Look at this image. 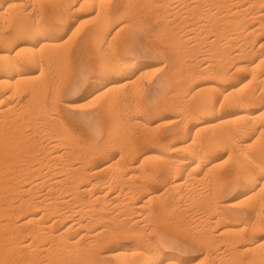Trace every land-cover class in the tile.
<instances>
[{"label":"bare ground","instance_id":"bare-ground-1","mask_svg":"<svg viewBox=\"0 0 264 264\" xmlns=\"http://www.w3.org/2000/svg\"><path fill=\"white\" fill-rule=\"evenodd\" d=\"M35 1L36 0H0V5L1 4L5 5V7H4L5 10H2L3 8H1L2 12L0 13V18H2L3 21L8 20V21H5V23H2L3 26H5L7 22L9 23V17H10V19L12 21H14V23L16 22L15 24H17L16 25L17 26V29H16L17 34L23 35V36H24V34H27L28 38L30 36L34 38V40L32 39V41L30 39H29L30 41H28V40L26 41L24 38V41L20 40L18 42L16 41V43H15L14 39H15L16 35H15V37L13 35L12 37H14V38H12L10 36L11 38H7V39L2 40V46L0 49V53L2 55V57L0 56L2 58V61L0 62V114L6 113L7 115H9L15 111L14 107L11 108L12 102L10 101V100H13L12 99L13 97H11L13 94L12 95H11V93L6 94L5 91L2 93V91H3L2 88L4 86L6 87V89L11 88V86L13 87V84H12L13 80H16L17 84H19V83L25 84L24 81L26 79L29 80V74L25 73V70L22 68L23 65H22V62L19 60L18 55L22 54L21 52H23V51H25V53L28 52L27 55L29 54L30 57L25 58L26 59L25 63L29 62V63H31L32 66L35 65L36 67H38L37 65H39V67H42L41 71H43V74H44L45 73L44 67L46 66V63L44 62V58L41 57L43 55L42 51H49L50 52L53 49L57 51L59 49V47H61L60 45L64 44V43L60 44L59 42L47 39L45 37H42L40 39V36L47 31V30L45 31V29L47 27L46 24H48V28H50L49 27L50 26L49 21H48V23L46 22V24H44L43 23L44 21L42 20V19H44V17H42V19H41V16H45V15H47V17L48 16H51V17L55 16V13H57V11H59V9H61L62 7H66V6L68 7V5L71 1H73L75 3H79L81 6H83V8L85 5L91 4V10H93L92 5L95 4L99 8V12H97V13L100 15V17H102L104 19V21H105L104 27H106V26H109L112 23H114L115 20H117L118 18H121V20H122V18L124 19L126 17L133 19V17L137 13H140L144 8H146V10L145 9L144 10L147 12L145 13V11H144V12H141V14L143 15L145 13V15H146L148 13V15H150L151 9L154 8L153 3L154 2L156 3V1H153V0H124L122 2V4H119L120 5L119 7L118 6H115L112 8L109 7L106 10H103V7L106 5L105 4L106 1L109 2L110 0H53L52 2L46 3L44 6H42V8L39 9L40 12L38 10L39 15L34 14L33 13L34 11H32V14L31 13L25 14L26 13V12L24 13L25 6L29 5L30 3H33ZM161 1L162 0H160V2ZM160 2H158V3L160 4ZM181 2H180V5L182 4V7L184 6L183 8H177V7L174 8V10L175 9H180V10L185 9V11H186V12L184 11L185 13L183 12V14H185V17L182 18V19H185V21H186L185 25L183 24V26H182L183 28L186 27V29H185L186 32H184V31L181 32V30H183V28L180 26L182 24H179V26H178L179 28H177V29L178 30L180 28H182V29H180V32L174 33L176 36L175 37L176 40H179L180 43H183L180 41V39H182V41H183L186 38L189 39L188 41H190V42H192L193 40L197 41L198 39L200 41L201 39H203L205 37L207 40L210 39V38H207V36H210L211 31L209 32L210 34H203L204 32L208 33V31H206V30L204 31V29H203L204 27H202L199 24L200 21L195 18V16H197V14L195 15L194 13H196L198 10L197 11L195 10V12L193 13L195 16L191 17V16H193V15L189 14V13H191V12H189L191 9L193 11L194 9H198L200 7H202L200 9H204V6H206V7L208 6L209 8L207 10H202L201 12H203V13H201V14L205 13L206 17H208V14H209V16L211 17V15H212L211 13H214L213 16H215V17L212 16L213 19L215 20L216 17H217L216 19H218L217 20L218 26L214 25V28L217 26V28L215 29L216 34H213L215 37H214V40L211 41V43L215 46L217 44L222 46V47H220V49L217 48L219 50H222L221 53H220V51L216 52V53L219 52L220 56H218V54L214 55L215 57L217 55L218 56L217 58H219L218 61H215L216 64H219L218 69H217V74H216V80L214 79L215 82L202 81L201 85L199 87L197 86L198 88H197V91L195 90L196 91L195 95L194 94L192 95V96L197 97L196 98L197 101L195 100L196 103L195 102H194L195 104L192 103L194 105L188 104L190 101L191 102L193 101V99L192 100L190 99L191 97L189 98L190 101L189 100L187 101L184 99L181 102H177L176 104L178 106L180 105L178 103L182 104L179 107H172V106H174V103H173V105L171 106L172 107L171 109L173 111L178 110V113L175 114L174 116H172L173 118H172V121H170V122H171L172 127H175L176 129L169 132L167 134L168 136L166 138H164V139L157 138L156 139V138H151V137H145V138L139 137V139H140L139 142L141 141V139H142V142L139 143L137 145V147H133V146H135L133 144V146L131 145L133 148L132 147L130 148L129 145H128L129 148H127V149L122 148L123 152L122 153L120 152L121 155H120V158H118L119 162H121V160H123L124 158H129V157L131 158V156H133L132 158H134L135 154L140 155L141 159L140 160L138 159V163H139L138 166H134L133 165L134 162L131 159H127V161L128 160L132 161L133 162L132 164L130 163V161L128 163H126L127 161H125L126 160L125 159V160H123V161H125V163L123 164V161H122V165L120 164L121 165L120 167L118 166L119 163L117 162L118 163L117 166L119 167V168H117V170L118 169L119 170L118 171L116 170V171L119 174V178L121 179L122 182L130 183V184H129L128 189L122 188V189H120L121 190L120 191L118 189V187H119L118 184L120 181L118 180V184H117L116 183L117 179H116V182L114 184H116V186H118V187H115V188L118 189L120 191V193H118V195H115L116 193L113 194V195H115V197L114 198L111 197L110 200H109V197L111 195L109 196V193H110V190L112 188V184L115 181L114 178L112 177L111 179L108 180L107 179L108 177H106L105 181H102V182L99 181V182H96L93 184L88 183L89 179L87 180V178L89 177L90 174L88 175L87 174L88 172L86 173L84 171L88 167L85 165L86 168L84 167L85 169H83V165L87 161L86 162L82 161V163H80V164H82V166L80 167V165L77 164V162H74L75 159L73 158L74 159L73 162L76 163L75 165L76 166L79 165L78 167H74L72 164L62 163V162L67 161L69 159L67 158V160L65 159L64 161L61 160V158L64 157V156H62V153H61L60 155L56 154V157L54 159H52V161L56 160L55 162L61 160L60 164L51 161V163L53 165H51V163L49 162L51 166L47 163L49 166L46 165L47 166L46 167L45 162H48V161H45V159L41 161L40 159L47 157L48 156L47 153H45V154H47V156L44 155L45 157H43V158L42 157L38 158L37 157L38 154H36V153L31 155L32 157H34V155H36V158H38L41 161V162H39L40 163L39 167L36 168V165H38V164L37 163L34 164L35 167L34 166L29 167L28 171L23 170V172L25 171L26 173L20 174V176L18 178H20V180H21V178H23V177H26V176L29 177L30 175L33 176V175L37 174L38 172L41 173V170L44 169V166L46 168H50L48 170L52 169L51 171H54V173H51V171H50L51 174L46 172V173H44V175L47 174V176L46 175L45 176L48 177V174H49V176H51V177L46 178V177H43L39 173L40 177L42 176L41 180H39V181L43 182V185H44V183L47 182V184H49L53 188L55 187L57 189L56 190L57 193L59 192L60 198L54 197L51 201L49 199H41L39 201L37 200L38 202H36V203L30 202V200L27 201L24 199V201L23 200L20 201L18 199L20 201V203L18 204V206L15 207V206H13V204H11V201L9 203L8 202L6 203L3 200V199H5L4 197L7 196V195L3 196V191H6L5 188L6 189L8 188V190H9V188L12 187V186H10L11 184L8 185L10 187L7 186V184H9V183L5 184L4 185V186H6L5 188H3L4 187L3 185H0V264H194L193 259H189V258L185 259V257L184 258L181 257L180 255L175 253V251L174 252L170 251V249H172V247H171V244H169L170 239L168 240V238L165 236L166 234L164 235V231L166 230V229H164V227L162 229L163 231H159V232H162V235H159V233H157L156 235L154 234L155 236L159 235V236H157L158 238L157 237L155 238V236H154V238H155L154 240H152V238H151L152 236L149 238L147 235V231H151V233H152L151 235H153V233L157 232L160 229L159 226H162V223L165 220L169 221L168 219L171 218L169 216L172 214H175L173 212L176 211V208H178V207L180 208L182 206V204L179 202V200H184L185 204L188 202L189 203H195V202L203 203V206H201V208H199V210L197 212L194 211L193 209H191V210H193L191 212H196V213H198L199 216L203 217V215H204V217L208 216L210 218L209 220H207L208 217H205V218H207L205 226L210 224L211 226L216 227V228H213V230L214 229H216V230H214V233H212L213 231L211 232L212 233L211 236H212V239H214L213 241L215 243L218 242L217 245L221 243L224 246V244H225V246L227 248L229 247V249H230L231 248L230 246H233L235 244L240 245L238 243L242 242L243 243V251L242 252H244L245 254L246 253L247 254L252 253L251 255L254 257L253 258L252 256H250L253 258V260L249 257V259H251V260L248 261V263H250L251 261H257L258 264H264V243H263L264 241L260 244V243H258V241L255 242V239H252L253 237L252 238L250 237V235H252V232L256 226V224H254V222H253L254 221V215L251 216L248 220L246 218L242 219L241 216L237 215L236 212L234 213L235 210H233V208H235L238 204L240 205V203L236 204V206H235V204L230 203L227 200L228 198L226 199V197L224 196L225 193H227V191H229L228 190L229 184L231 182H236L237 184L235 183V186L239 187L238 190L243 188V192L240 194V196H238L237 199H244L245 198L244 201H246V202L247 201L252 202L254 200L255 201L258 200L257 203L259 201L261 203H263V201H264V181H261V177L264 176V51L261 48L253 47L254 43L251 41V39H253V37L257 33H258L257 35H259V32L262 29L264 30V0H181ZM167 3H171V1H168ZM175 3L176 2L174 1V4ZM156 4H154V5L158 8V5H156ZM161 4H162V2H161ZM205 4H207V5H205ZM166 5L165 6L162 5V6H164L163 9H165V10H166ZM175 5L179 6V4H175ZM175 5H173V6L175 7ZM255 7H257V10L260 9L261 13H259V10L255 11V13H254L253 9ZM71 8H73V7H71ZM86 8H90V6L87 5ZM154 9H156V8H154ZM154 9H153V12H155ZM81 10H83V9H81ZM156 10H157L156 11V14H157V12L161 9L158 8ZM165 10H164V12H165ZM169 10H170V8H169ZM14 12L16 14L12 15L11 13H14ZM73 12H75V10ZM69 13H70V11H69ZM174 13H176V12H174ZM174 13L170 14V18H171V15ZM98 14H97V16H98ZM152 14H151L152 16H154V15L156 16L155 13H152ZM158 14L162 15V12L158 13ZM177 14H178V12L176 13V15ZM199 14H200V10H199ZM163 15H164V13H163ZM179 15H178L177 19L179 18ZM155 16H154V19H155ZM199 16H201V15H199ZM180 17H182V16H180ZM203 17L205 19V16H203ZM6 18H8V19H6ZM156 18H159V17L157 16ZM159 20H161V18ZM178 20H180V22H181V18H179ZM205 20H207V19H205ZM211 20H212V18H211ZM134 21H138V19L135 18ZM154 21H156V20H154ZM162 21H164V20L162 19ZM169 21H171V20H169ZM174 21H176V20H174ZM182 21H184V20H182ZM196 21H198L199 23L196 24ZM251 21H254V23L256 22L257 25L256 24H255L256 26L252 25L254 23L251 24ZM165 22L168 23L167 19H165ZM210 22H213V20ZM204 23L201 22V24H204ZM206 23H208V22H206ZM54 24H55V26L57 25L56 23H54ZM51 25H52V23H51ZM8 26L9 25H7V28H8ZM79 27H81V25H79ZM97 27L95 28V30L93 29L94 31L93 30L91 31V32H93L92 34L90 33V35H92V38H94V39H97L101 35V31L103 30L102 27H99V26H97ZM12 29H13V27H12ZM59 29H60V27H59ZM76 29H78V28H76ZM201 29H203L204 32H202ZM263 30H262V32H264ZM213 31H214V29H213ZM0 32H1V30H0ZM4 32H6V31L4 30ZM12 32H13V30H12ZM16 33H13V34H16ZM56 34H57V32H56ZM116 34H119V32H116ZM166 34H167V32H166ZM174 34H173V36H174ZM47 35H49V34H47ZM53 36H56V35H53ZM57 36H59V35H57ZM117 36H119V35H117ZM170 36L172 37V35H170ZM201 36H203V37L201 38ZM19 37H21V36H19ZM156 37H157V35H156ZM164 37H165V39H164ZM164 37H162V38L165 41L166 36H164ZM103 38H104V36H103ZM162 38H160V39H162ZM163 39H162V41H163ZM167 39H169V37ZM187 39L184 41H187ZM190 39L191 40L193 39V40L191 41ZM207 40L202 41L203 45H204V41H205V44L207 43ZM0 41H1V39H0ZM39 41H42V43L39 46H37V43ZM170 41L171 40H168L167 43ZM196 41H193V42H196ZM214 41L215 42L217 41V44H215ZM100 43H101V40H100ZM251 43L253 44V46L251 45ZM92 44H94V43L92 42ZM189 44L191 45V43H189ZM194 44L190 46V47H192V50H191V48L187 49V48H189L188 44H187V48H185L186 47L185 46L183 49V51L185 49L188 50V51H186L188 53L187 57H190V58H187V60L188 59L190 60L192 57L189 55H191V54L194 55V52H193V50H195V48H193ZM200 44L202 45V43H200ZM212 44H210V45L206 44V45H209L211 47ZM14 45H17V47L20 48L21 52L19 53L17 51L19 54L16 55L17 53H15L13 56V46ZM95 45H97V44H95ZM218 45H217V47H219ZM215 46H212V47H214V50L216 49ZM93 47L95 49V46H93ZM170 47L172 48V44L170 45ZM173 47H174V49H176V48L179 49V47H175V46H173ZM197 47H199V46H197ZM201 48H203V47H201ZM204 48H205V46H204ZM231 48H233V50H230V52H228L227 49H231ZM62 49H63V47H62ZM62 49L60 48L61 51H62ZM181 49L182 48L180 46V50ZM205 49L206 50H204V51H206V52L210 51V49L208 50V48H205ZM117 50H119V49L117 48ZM214 50H213V53L215 52ZM113 51H115V50L113 49ZM177 51H178V54L183 52V51L179 52V50H177ZM204 51L203 52L199 51L200 52L199 55L204 53ZM211 51H212V49H211ZM58 52L60 53L59 50H58ZM197 52H198V50L196 51V53ZM59 53L56 52L54 54L59 55ZM109 53H111V51L108 52V55H110ZM39 54L41 56H39ZM60 54H62V53H60ZM207 54L209 55V53H206V55ZM27 55H26V57H28ZM48 55H50V54H48ZM62 55H64V54H62ZM62 55H60V56H62ZM197 55H198V53L195 56L197 57ZM38 56L41 58H39ZM44 56H46V55H43V57ZM66 56L67 55H65L64 57H66ZM183 56H184V54H182V58H183ZM202 56H204L203 59H202V57L200 58V59H202V61L196 59L198 62L199 61L202 62V65H200L201 67L196 69V70L194 69L196 62H194V65L192 63V65H193L192 66L191 62H190L192 59L190 61L189 60L187 61V63L190 62V64H188V66L193 67L194 70H187L186 71L187 72L186 73V83L196 82L203 77L211 75V72L213 71L212 67L216 66V64L215 63L212 64V61L210 58H208V56L207 57H205V55H202ZM64 57H63V59L65 60L67 57L66 58H64ZM215 57H213V58H215ZM59 58H61V57H59ZM192 58H194V57H192ZM198 58H199V56H198ZM63 59H62V61H63ZM57 60H59V59L57 58ZM110 60H115V62H116L115 66L119 69V71L111 72V73H115V75L125 73V72L127 74L129 71L134 72L141 67L140 61L133 60L131 62L127 61V63H125V61L122 58L118 57L117 55L112 57L111 59H109L107 61H110ZM107 61H105V62H107ZM179 61H177L181 64L179 68H182L181 66H183V65L187 66V63L184 64V62H181L182 60H179ZM213 62H214V60H213ZM51 63L55 64V62H51ZM57 63H58V61H57ZM228 64L234 65V66L230 65L232 68L235 67L234 73L235 72L239 73L240 71H242V73L246 72L247 75L244 76L240 80V82L232 83L231 87H227V89H226L225 87L221 86L220 84L228 82L229 79L232 80L234 78L233 75L236 74V73L235 74L232 73V75H230V76L227 75V73L230 70V67L228 66ZM51 65H48V67ZM58 65L60 66V63H58ZM101 65H102V63H101ZM172 65H174V64H172ZM198 65H199V63H198ZM198 65H196V66H198ZM226 65H227V67H229L228 68L229 70L227 69L228 72L225 70L227 73L224 72V70H223V69H225ZM188 66L187 67L183 66V68L187 69V68H189ZM164 67H166V66H164ZM169 67H171V66H169ZM169 67H168V71H169ZM174 67H175V65H174ZM174 67H172V68H174ZM219 67L222 68V70H219L220 69ZM215 68H217V67H215ZM211 69H212V71H211ZM27 72H29V71L27 70ZM107 73H109V72H107ZM111 73H110V75H112ZM143 73H142V75H143ZM242 73H241V75H242ZM171 76H173V75H171ZM99 77H101V76H99ZM137 79H139V78H137ZM135 81H136V79H135ZM112 82L113 83H112L111 87L106 88V90L103 92L96 93V95H95L96 98L97 97L101 98V97L105 96L107 93H109L110 91L113 92L114 94H116L117 91L114 92V90H113L115 88H116V90H119L115 85L116 80H113ZM137 82H138V80H137ZM183 82H179V83H182V85H181L182 87H184ZM134 83H136V82H133V85H134ZM17 84H16V86H17ZM131 84H132V82H131ZM196 84H200V83H195V86H196ZM23 86H25V85H23ZM29 86H27V88H29ZM179 86H180V84L177 85V88L180 89L181 86L180 87ZM188 86L186 88L187 91L189 89ZM32 87L30 86V90H29V92H31V94H32L31 95L32 98L38 94L39 88L41 90L43 89L40 86H37L38 88L36 90ZM189 87L193 88V86H189ZM6 89H4V90H6ZM95 89H96V86L93 87L92 93L95 92ZM159 89H161L160 86H159ZM184 89L182 88V91L181 90H179V91L183 92ZM194 89H196V88H194ZM176 91L178 92V90H176ZM185 91H184V94H186ZM40 92H44V91H40ZM215 92H218L217 95H219V96H217V97L213 96V94ZM92 93L91 94L88 93L90 95V97L91 96L93 97ZM113 93H111L110 96L113 95ZM39 94H41V93H39ZM188 95L189 94L187 93L186 96L188 97ZM31 96H30V98H31ZM113 96L116 97V95H113ZM182 96H185V95H182ZM118 97H120V96H118ZM30 98H28V99L30 100ZM96 98H94V99H96ZM100 98H98L96 100H100ZM192 98H194V97H192ZM40 99H38V100H40ZM38 100H37V104H38ZM44 100H43V103H44ZM116 100H117V98L115 99L112 97L109 100V104L113 105ZM122 100H123V98H120V100L118 102H120ZM32 101H34V100H32ZM40 101H39V103H40ZM224 102H225V104L227 102L228 104H231L233 107H235L236 108L235 111H233L231 113L229 112L230 113L229 116H226L223 118H218L216 120L211 121V120H208L209 118L205 119V122L203 121L204 123H203V127H202V130L205 131V134H203V136H201V137H199L196 134L192 140L187 139L188 137H186V136H187V132H188L187 129L188 128H185L186 125H188V123H190L192 121H198V123H199L198 119L199 118L201 119V117H203L204 115H208V117H209L214 112L216 105H218V103L222 104ZM43 103L41 105H43ZM45 103H46V101H45ZM120 103H123V102H120ZM115 104H117V103H115ZM170 104H172V103H170ZM20 105H19V107H20ZM111 105H110V107H112ZM177 105H175V106H177ZM25 106H27V104ZM37 106L38 105H36V107H35L33 105V107H35V108H37ZM187 106H189V107L187 108ZM40 107H38V108L42 109V107H44V106H42L41 108ZM45 107L47 108V106H45ZM66 107L68 108L69 106L66 105ZM222 107H225V106L221 105V108ZM70 108H71V106H70ZM141 108L139 111L137 110L138 108L136 109L137 110L136 112H138L137 119L140 120V122H139L140 124L142 123L141 120H146V117H147V114L144 112V109H141ZM165 108L166 107H164L163 110ZM167 108H169V106ZM217 109H219V108H217ZM28 110H29V107H28ZM165 110H167V109H165ZM33 111H35V110H33ZM33 111H31V112L33 113ZM134 111H135V109H134ZM221 111H222V109H221ZM24 112H26V111H24ZM39 112L40 111H38L37 114ZM153 112L159 113L160 110L158 108L152 109L151 113L154 114ZM18 113H19V111H18ZM42 114H43V112H42ZM20 115H22V114H20ZM149 115H148V117H149ZM9 116H5V117L8 118ZM30 116H31V114H30ZM135 116H137V114ZM24 117H25V115H24ZM32 117H33V115H32ZM17 118H19V117H17ZM60 118H61V115H60ZM54 119H56V118H54ZM0 120H1V116H0ZM13 120H14V118H13ZM1 121H0L1 123H3V122L5 123V124H3L4 127H6L8 125H11V126L13 125V124H10V122L8 125H6L5 121H3V120H1ZM60 121H62V120H60ZM147 122H150V121H147ZM20 123L21 122H19L18 125H20ZM60 123L62 124V122H59V124ZM25 124H26V122H25ZM135 124H134V127H135ZM21 125H22V123H21ZM53 125H55V124H53ZM53 125H52V127H53ZM62 125H64V124H62ZM3 126H0V180L2 179V177H5V175H7L8 173L11 172V169L14 166L13 163H15L14 158L16 157V160L19 159L18 161H20V159H21V158H18L16 156L17 154L19 155L21 153L19 151L20 149L18 150L19 152H16V150L20 147L19 146H18V148L14 147L13 146L14 143L13 144L11 143L12 139L14 138L13 130L17 129V127L14 128V126L13 127L9 126V127H6L7 128L6 129ZM142 126H144V125H142ZM145 126H146V124H145ZM50 127H51V125H50ZM122 127L120 126L121 129H122ZM139 127H140V125H139ZM187 127H189V126H187ZM20 128H23V127L20 126ZM20 128H18L17 130L19 131ZM37 129H39V128L37 127ZM37 129H35V130H37ZM53 129L54 128H52L51 130H53ZM24 130L25 129H22L21 131H24ZM51 130L48 132L50 133ZM125 130H126V127H125ZM195 130L197 131V129H195ZM202 130H198V131H202ZM16 131H15V133H16ZM57 131H58V129H57ZM155 132L157 134L156 130H155ZM35 133H36V131H35ZM49 133H47V135ZM59 133H64V132L59 131ZM112 133H113V131H112ZM197 133H200V132H197ZM53 134H54V132L52 133V135L50 134L51 137L50 136H48V137L52 139V140L50 139L51 141L50 140L49 141L51 142V147L54 148L53 150L56 151L55 149H57L58 146L61 147L60 145L63 144L62 140L60 141L59 138H64V137H63V134H60L62 136H58V133H55L56 136L53 137ZM65 134L68 135L67 132ZM116 134H118V133H116ZM121 134L123 135L122 132H121ZM148 134H149V132H148ZM153 134L155 135V133H153ZM42 135H44V134H42ZM42 135L39 134V136H42ZM111 135L112 134L110 132V136ZM144 135L146 136V132ZM21 136H23V135L21 134ZM71 136H74V135L72 134ZM48 137L46 136L45 138H48ZM57 137H59V138H57ZM66 137H68L70 139L69 135ZM16 138H17V136H16ZM16 138L13 139L14 142H15ZM74 138L76 139L77 137L74 136ZM20 139L17 138L16 142ZM40 139H43V137L42 138L40 137ZM71 139H72V137H71ZM77 139H76V143H74L75 145H79L81 142V140H80V142H77L78 141ZM117 139H118V137H117ZM134 139L135 138L133 137V140ZM23 140H25V139H23ZM66 140H68V139H66ZM233 141H235L234 145L236 147L234 146V148H235L236 152L234 150L233 151L236 154L233 153V155H230V156H231V158L232 157L234 158L235 157L234 155H236V157L233 159V161L235 160V167L233 168V171L231 170L232 172L230 174H227V175L218 174L216 172V162L217 161L215 162V160H214V158H215L214 154H216L215 151L218 148L223 149V146L225 143L229 144V142L233 143ZM16 142H15V144H16ZM22 142H24V141H22ZM44 142H46V141H44ZM60 142H62V143H60ZM68 142H69V140H68ZM73 142H74V140H73ZM73 142H71V143H73ZM114 142H113V144L116 145ZM26 143H29V141L27 142L25 140V144ZM65 143H67V141ZM25 144H23V145H25ZM83 144H84V142H83ZM125 144H124V146H126ZM257 144H259V147H260V144H262L263 146H261L262 148L260 150L253 152V151H255V150H253V148ZM23 145L21 146L22 148H23ZM63 145H62V147H64ZM12 146H13V148H17V149H15V151H14L12 149ZM47 146L49 148V144ZM83 146H81V147H83ZM122 146H123V144H122ZM143 146H145L147 148L143 149ZM221 146H222V148H221ZM32 149L34 150L35 148H32ZM50 149H52V148H50ZM58 149H60V148H58ZM70 149H72L71 144H70ZM75 149H77V148H75ZM96 149H98V148H96ZM102 149H101V151H102ZM61 150H62V148H61ZM70 151H72V150H70ZM88 151H90V150H88ZM99 151L100 150H98V152ZM220 151H218V152H220ZM102 152L103 153L100 152L101 157L103 156V154L106 151H102ZM230 152H232V151H230ZM42 153H44V151ZM68 153H70V152L68 151ZM68 153H66V154H68ZM82 153L79 155H82ZM30 154H32V153L30 152ZM49 154H54V153L49 152ZM71 154L75 158L77 156L78 158H76V159H79V161L83 160L82 158L84 156L82 155L81 156L82 158L80 159V157L78 156L76 151L72 152ZM230 154H232V153H230ZM26 155H27V153L25 154V156ZM217 155H218V153H217ZM97 156H99L98 153H97ZM97 156L95 155V157L94 156H92V157L96 158ZM104 156H106V154H104ZM87 157H84L85 158L84 160H91L92 161V159H91L92 157L91 158L88 157V159H87ZM101 157L99 156V158H101ZM36 158H33V159L35 160ZM94 158H93V160H94ZM137 158H138V156H137ZM217 158H218V156H217ZM33 159H32V162H35L38 160L37 159L34 161ZM46 159L48 160V158H46ZM73 159H71V160H73ZM96 159H98V158H96ZM230 159H228V160H230ZM23 160H24V158H23ZM25 160H27V158ZM25 160H24V162H25ZM76 161H78V160H76ZM91 161H88L87 165L90 164ZM32 162L31 163L27 162L29 164L26 163L27 164L26 166L28 167V166L32 165ZM43 162L45 163L44 166H43ZM71 162L72 161H70V163ZM116 164L113 167H115ZM218 166H220V164ZM110 168L111 167H109V169ZM18 169H17V172H18ZM22 169H21V171H22ZM48 170H46V171H48ZM102 170H104V169H102ZM102 170L97 168L94 171V174H98ZM112 170H114V169H112ZM14 171L15 170H13V172ZM57 171H60L62 173L66 172V175L63 177L62 176L60 177V174L57 173ZM116 171H115V173L117 174ZM156 172H160L163 175L162 180H165L166 184L162 190L156 189L154 187H149V185L147 184L148 182L146 180H148L151 175L152 176H153V174L156 175L157 174ZM15 174H13V175H15ZM39 174L37 175L38 176L37 179L39 178ZM249 175L254 176L255 179L254 180L245 179V180H243V183H241L240 178L241 177H247ZM138 176L141 177V180L138 179V181H140L139 183L134 181L135 178ZM157 176H158V174H157ZM8 177H10V176H8ZM34 177L36 178V176H34ZM154 177H156V176H154ZM171 177H173V180ZM26 178H23L24 180H22V181L24 182ZM170 178H171V181L169 180ZM10 179H12V178H9V180ZM14 179H16V176ZM7 180H8V178H7ZM144 180L146 182H144ZM167 180H169V181H167ZM230 180H232V181H230ZM22 181H18V182H22ZM86 181H87V184L86 183L84 184V182H86ZM96 181H98V180H96ZM41 182H35V183H33L34 185L33 186L31 185V186L38 188V186L40 185ZM159 182H161V181H159ZM163 182H161V185L164 184ZM15 184H16V182H15ZM15 184H12V185H15ZM81 184H83V186ZM97 185H100L101 188H99L100 191L98 190L99 192L96 193V191L94 192L93 190ZM120 185H123V183H120ZM205 185H212L213 188L209 191H204L202 189H203V187H204V189L207 187ZM201 186H203L202 189H199V187H201ZM13 188H15V187H13ZM43 188L45 189V188H47V186H45ZM116 189H115V191H117ZM21 190L23 191V189H21ZM112 190L114 191V188H112ZM29 191H30V189H29ZM36 191H38V190L36 189ZM48 191L50 192V190H48ZM11 192H12V190H11ZM14 192H12V193H14ZM24 192H25V190H24ZM30 192H28V193L26 192V194H29ZM34 193H35V190H34ZM65 194L67 195L66 197L64 196ZM139 194H143V195L145 194L142 203L141 204L133 203V204L129 205L128 203L132 202L133 199ZM167 194H169V195L173 194V199L178 201L181 206L179 205L177 207L176 203H173L174 205H169L168 201H167L168 198H166L167 196H165ZM12 195L14 196V194H12ZM21 195H22V193H21ZM40 195L38 197H40ZM164 196H165V199H164ZM31 197H37V196L32 195ZM51 197H52V195H51ZM37 198H35V199H37ZM27 199H31V198H27ZM13 200H15V199H13ZM33 200L34 199H32V201ZM163 200L164 201L166 200L167 203L165 204ZM95 202L100 203V206L96 207L97 203L95 205H93ZM108 202H110V204ZM107 203L109 205L114 203V204H116L115 205L116 207H121L120 211L123 214H120L119 212L117 213V214H120L118 216L116 214L115 215L107 214V209H106ZM153 203H156L155 205H157V206L153 207ZM248 203L247 204L245 203V204L248 205ZM174 206H175V208H174ZM43 207H45V208H43ZM171 207H172V209H171ZM40 208H41V211H40ZM42 208L44 210H42ZM246 208H248V207H246ZM182 210L183 209H181V211ZM259 210H261L260 212L262 213V215L264 217V214H263L264 211H262V209H259ZM250 211L252 212L251 214H254L256 211V207L252 205L250 207ZM260 212L258 211L257 217L260 216L259 215V214H261ZM48 213H55L56 216H55V214H52V216L48 215ZM184 213H187V210ZM46 214L48 215L49 220L52 217V219L50 221L49 220L47 221L46 220L47 218L44 217V216H47ZM53 215H54V217H53ZM192 215H193V213H192ZM262 215L260 217H262ZM175 216H176V214H175ZM180 216H181V213H180ZM243 216H245V215H243ZM85 217H86V219H85ZM166 217H169V218H166ZM202 217H201V219H202ZM177 218H179L178 215H177ZM5 219H6V221H4ZM43 219H45L44 220L45 222L43 221ZM172 219H174V218H172ZM260 220L262 221L263 219H260ZM260 220H258V224L261 223L260 224V226H261L262 222ZM167 221H165V223ZM204 221H205V219H204ZM208 221H210L209 224H207ZM61 222L65 226L63 229H60V227L63 225V224H61ZM56 223L57 224L59 223L60 227L59 228L56 227L57 229L56 228L54 229V227L57 226V225H55ZM200 223L203 224L204 222L200 221L199 224ZM255 223H257V222H255ZM209 228H207V229H209ZM217 228L219 230H217ZM258 228H259V225L255 229L257 230ZM216 231H218V232H216ZM255 231L253 232L254 234H255ZM211 236H209V238ZM125 237H128V238L131 237L130 239H133L134 242L133 243L131 242V244L125 243L124 242L125 240H122V238L126 239ZM126 240H128V239H126ZM44 241L50 242V243L49 244L48 243L43 244ZM122 241L125 244H123ZM206 241L204 240V242H206ZM211 243L212 242H209L207 244H211ZM168 244L170 245L171 248H167ZM205 244L206 243H203V245H205ZM212 244H214V243H212ZM221 244L218 245V247L219 246L221 247L222 246ZM172 245H173V243H172ZM217 245L215 244V246H217ZM237 245L235 247H239ZM198 246L201 247L200 245H198ZM212 246H214V245H212ZM226 247H223V248L225 250H228V249H226ZM207 248H208V246H207ZM210 248H211V246H210ZM221 248H220V250H221ZM223 248H222V250H223ZM21 249L22 250L26 249L28 252L25 251L27 253H21ZM98 249H100L102 252H97ZM233 249H234V247H233ZM258 249H262L263 251L261 252ZM232 250H230V255H225V253H222L223 251L222 252L220 251L219 252L220 254L217 253L218 254L217 257H219V259L215 256L216 260L217 259L221 260V261L224 260V263H226V264H242L241 263L242 261L241 262L236 261V257L234 254H232ZM257 250L259 252H261V254H258ZM238 251L241 252L240 250H238ZM234 252H237V251L235 250ZM239 252H238V254H240ZM244 253H242V254H244ZM211 254L213 255V253H211ZM227 254H228V252H227ZM255 254H257V255L255 256ZM213 260H214V258H213ZM217 262L219 263V261H217ZM255 263L256 262H254V264ZM220 264H223V263L220 262ZM244 264H245V262H244ZM246 264H247V262H246Z\"/></svg>","mask_w":264,"mask_h":264},{"label":"rangeland","instance_id":"rangeland-1","mask_svg":"<svg viewBox=\"0 0 264 264\" xmlns=\"http://www.w3.org/2000/svg\"><path fill=\"white\" fill-rule=\"evenodd\" d=\"M53 0H36L35 2H33V3H30L29 5H26L25 6V9H24V13L25 14H27V13H31L32 14V11H34L33 13L34 14H38L39 15V12H40V10L39 9H41L42 8V6H44L46 3H50V2H52ZM124 0H110L109 2H107L106 1V5L103 7V10H106L107 8H112V7H115V6H120L119 4H122V2H123ZM153 1H156V3L154 2L153 3V6H154V8H156V9H161V10H159L158 12H157V14H156V9H154V8H152L151 9V14L152 13H155L156 14V16H155V19H154V16H152L151 14L150 15H148V13L145 15V13L147 12V11H145L146 10V8H144L141 12H144L145 11V13L142 15L141 14V12L140 13H137L134 17H133V19H130V18H128V17H126V18H122V20H121V18H118L117 20H115V22L114 23H112L111 25H109V26H106V27H104V19L102 18V17H100V15L97 13V12H99V8H98V6L97 5H92L93 7H92V9L93 10H91V4L89 5V4H87L88 6H90V8H86V6L87 5H85L84 6V8H83V6H81L79 3H75V2H73V1H71L70 3H69V5H68V7L66 8V7H62L61 9H59V11H57V13H55V16H48L47 17V15H45V16H41V19H42V17H44V19H42L44 22V24H46V22L48 23V21H49V27L50 28H48V24H46L47 25V27H46V29H45V33L44 34H42L41 36H40V39L42 38V37H45V38H47V39H50V40H53V41H56V42H59L60 44L61 43H64V44H61L60 46L61 47H59V51H60V53H62V54H64V55H62V54H60L59 52H58V50L56 51V50H52V51H42L43 52V55H46V56H44L43 57V55L41 56L40 54H39V56H41L42 58H44V62L46 63V66L44 67V69H45V73L43 74V71H41V69H42V67H39V65H37L38 67H36L35 65L34 66H32L31 65V63H25V61H26V59L25 58H29L30 56H29V54L27 55V53L28 52H26L25 53V51H23V52H21L20 51V48L19 47H17V45H14L13 46V56H14V54L15 53H17L16 55H18L20 52L22 53V54H19L18 56H19V60L22 62V68L25 70V73H27V74H29V80L28 79H26L25 81H24V83L25 84H17L16 83V80H13L12 81V84H13V87L11 86V88H9V89H6V87L4 86L3 88H2V93L5 91V93L7 94V93H11V97H13L12 99L13 100H10L11 102H12V104H11V108L12 107H14V109H15V111L17 112H13L12 114H9V115H7L6 113H4V114H0V116H1V120H3V121H5L6 122V125H8L9 124V122H10V124H13L12 126L11 125H8V126H6V127H9V126H11V127H13L14 126V128L15 127H17V129L18 128H20V126L21 127H23V128H20L19 129V131L17 130V129H15V130H13V133H14V138L13 139H15L16 138V136H17V138L18 139H20V140H18L17 142H16V140H17V138H16V140H15V142H16V144H15V142H14V140L12 139V144H13V146L14 147H17L18 148V146L20 147V148H13V146H12V149L15 151V149H17L16 150V152H21L19 155L17 154L16 156L18 157V158H21L20 159V161H18L19 159H17L16 160V157L14 158V162L15 163H13L14 164V166L12 167V169H11V172L10 173H8L7 175H5V177H2V179L0 180V185H5V184H7V183H9V184H7V186L8 185H10V186H12V187H10V186H8V187H10L9 188V190H8V188L6 189L5 187L6 186H2L3 188H5V190L6 191H3V196H6V197H4L5 199H3L6 203L8 202H10L11 201V204H13V206H18V204L20 203V201H24V199L25 200H27V201H29L30 200V202H33V203H36V202H38L39 200H41V199H49L50 201L54 198V197H56V198H58L59 197V192L57 193V189L55 188H53L52 186H50L49 184H47V182L46 183H44V185H43V182H41V181H39V180H41V178H42V176L43 177H46L47 176V174H45L44 175V173H49V174H51V173H54V171H51V170H48V169H50V168H46L47 166H49L50 165V163H51V161H52V159H54L55 157H56V154L57 155H60L61 153H62V156H64V157H62L61 158V160H67V158L69 159V160H67V161H64V162H62V163H65V164H72L74 167H78L79 165H80V167L82 166V164H80V163H82V161L84 162H86L84 165H83V169H85L86 168V166L88 167V168H86V170H84L88 175H89V177L91 178H87V180H88V183H90V184H93V183H96V182H99V181H105L106 180V177H108L107 179L109 180V179H111L112 177L114 178V182H113V184L116 182V179H117V184H118V180L120 181L119 182V184H118V186H116V184H112V188H114V191H115V187H118V189L120 190V189H122V188H125V189H128L129 188V184L130 183H125V182H122L121 181V179L119 178V174H118V170H117V168H119L121 165H122V161L123 160H125V161H127V159H131V160H133V162H134V166H138V159L140 160L141 159V157H140V155H137V154H133L134 155V158H132L133 156H131V158L129 157V158H124L123 160H121V162H119L118 161V158H120V155H121V153L123 152V149H127V148H131L132 146H133V144L135 145V146H133V147H137V145L139 144V143H141L142 142V139H141V141L139 142V137H141V138H145V137H151V138H159V139H164V138H166L168 135V133L169 132H171V131H173L174 129H176L175 127H172V125H171V122L170 121H172V116H174L175 114H177L178 113V110H172L171 108L172 107H179V106H181L182 104L181 103H178V104H180L179 106L176 104L177 102H181L182 100H189L190 101V99L192 100L193 99V101L190 103H188V104H191V105H194L196 102H195V100H196V96H192L193 94L195 95V92L197 91V88L201 85V82L202 81H212V82H215L214 81V79L216 80V74H217V69H218V66H219V64H216L215 63V61H218L219 60V58H217L218 56H220V53H221V51L222 50H219L220 49V47H222V46H220V45H218L217 44V41L215 42V44H217L219 47H217V45L215 46V45H213L212 43H211V41H213L214 40V35L213 34H216V31H215V29L217 28V26H218V19H216L215 18V20L213 19V17H215V16H213V14L214 13H211L210 15H211V17L209 16V14H208V17L210 18H208V17H206V14L204 13V14H201V13H203V12H201L202 10H207L209 7L207 6H204V9H200V8H202V7H200V8H198V9H194L193 11H192V9L189 11V12H191V13H189L190 15H193V16H191V17H194L196 14H197V16H195V18L197 19V20H199L200 21V23L198 22V21H196V24H200L202 27H204L203 29H204V31L206 30V31H208V33H206V32H204L203 31V29H201V31L202 32H204L203 34H210V36H207V38H210V39H206V37L205 38H203V39H201L200 41H199V39L196 41V40H193V41H196V42H193L191 39V41L192 42H190V41H188L189 39H187V41H184V40H186V39H184L183 41H182V39H180V41L181 42H183V43H180L179 42V40H176V36H175V34L174 33H178V32H180V29H182L183 27V24L185 25V19H182L183 17H185V14H183V12L185 11V9H175L174 10V8H183L182 7V4L180 5V2H181V0H174L176 3L175 4H179V6H177V5H175L174 4V1L173 0H162L161 2H162V4H161V2H160V0H153ZM160 2V4L158 3V2ZM168 1H171V3H167ZM180 1V2H179ZM121 2V3H120ZM179 2V3H178ZM164 3V4H163ZM182 3V2H181ZM41 4V5H40ZM154 4H156V5H158V8L154 5ZM167 4V5H166ZM39 5V6H38ZM162 5H166V10L165 9H163V7L164 6H162ZM169 5V6H168ZM173 5H175V7L173 6ZM205 5H207V4H205ZM152 6V7H153ZM160 6V7H159ZM171 6V7H170ZM173 6V7H172ZM181 6V7H180ZM5 5L4 4H1L0 5V13L2 12V10H5ZM27 7V8H26ZM40 7V8H39ZM71 7H73V8H71ZM170 8V10H169V8ZM1 8H3L2 10H1ZM98 8V9H97ZM67 9V10H66ZM71 9V10H70ZM81 9H83V10H81ZM148 9V8H147ZM153 9H154V11L155 12H153ZM168 9V10H167ZM29 10V11H28ZM31 10V11H30ZM38 10H39V12H38ZM75 10V12H73ZM81 10V11H80ZM91 10V11H90ZM149 10V9H148ZM164 10H165V12H164ZM183 10V11H182ZM195 10L197 11L196 13H194L195 12ZM199 10H200V14H199ZM254 13H255V11H258L259 10V13H261L260 12V9H258L257 10V7H255L254 9ZM69 11H70V13H69ZM188 11V10H187ZM262 11V10H261ZM73 12V13H72ZM162 12V15H160V14H158V13H161ZM174 12H178V14L176 15V13H174ZM186 12V11H185ZM184 12V13H185ZM215 12V11H214ZM263 12V11H262ZM62 13V14H61ZM163 13H164V15H163ZM171 13H174V14H172L171 15V18H170V14ZM195 15H194V14ZM12 15H15L16 13L14 12V13H11ZM97 14H98V16H97ZM168 14V15H167ZM180 14V15H179ZM178 15H179V18H181V22H180V20H178L177 19V17H178ZM199 15H201V16H199ZM65 16V17H64ZM97 16V17H96ZM159 17V18H156V17ZM175 16V17H174ZM180 16H182V17H180ZM203 16H205V19H207V20H205L204 19V17ZM213 16V17H212ZM50 17V18H49ZM63 17V18H62ZM151 17V18H150ZM169 17V18H168ZM202 17V18H201ZM47 18V19H46ZM62 18V19H61ZM135 18H137L138 19V21H134L135 20ZM161 18V20H159ZM175 18V19H174ZM211 18H212V20H213V22H210V21H212L211 20ZM6 19H8V18H6ZM46 19V20H45ZM50 19V20H49ZM53 19V20H52ZM162 19L164 20V21H162ZM165 19H167V21H168V23L167 22H165ZM154 20H156V21H154ZM159 20V21H158ZM169 20H171V21H169ZM174 20H176V21H174ZM182 20H184V21H182ZM3 19L2 18H0V30H1V32H0V39H1V41H0V49H1V46H2V40L3 39H7V38H11L13 35H14V37H15V35H16V37H15V43H16V41L18 42V41H24V38H25V40L27 41H32V39L34 40V38L33 37H29L28 38V35L27 34H24V36L23 35H19V34H17L16 33V29H17V24H15L14 23V21H12L11 19H10V17H9V23L7 22L6 23V25L5 26H3V24L2 23H5V21H8V20H5V21H3ZM51 21V22H50ZM103 21V22H102ZM143 23H142V22ZM215 21V22H214ZM118 22V23H117ZM165 22V23H164ZM171 22V23H170ZM179 22V23H178ZM201 22L202 23H204V24H201ZM206 22H208V23H206ZM51 23H52V25H51ZM54 23H56L57 25L55 26V24ZM99 23V24H98ZM216 23V24H215ZM252 23H254V21H251V24ZM54 24V25H53ZM179 24H182V25H180L182 28H180L179 30L177 29V28H179L178 26H179ZM257 25V23L255 22L254 24H252V25H254V26H256ZM7 25H9L8 26V28H7ZM79 25H81V27H79ZM214 25H217L215 28H214ZM97 26H99V27H102V31H101V35L97 38V39H94V38H92V35H90V33L92 34L93 32H91L93 29L95 30V28L97 27ZM212 26V27H211ZM253 26V27H254ZM12 27H13V29H12ZM59 27H60V29H59ZM165 27V28H164ZM185 27V26H184ZM2 28V29H1ZM76 28H78V29H76ZM92 28V29H91ZM98 28V27H97ZM122 28V29H121ZM174 28V29H173ZM7 29V30H6ZM51 29V30H50ZM77 31H76V30ZM172 29V30H171ZM186 27L185 28H183V30H181V32H186ZM209 29V30H208ZM212 29V30H211ZM213 29H214V31H213ZM4 30L6 31V32H4ZM12 30H13V32H12ZM51 32H50V31ZM93 30V31H94ZM122 30V31H121ZM263 30V29H262ZM262 30L259 32V35H255L254 37H253V39H251V41L254 43V46H253V44L251 43V45L253 46V47H257V48H261L263 51H264V32H262ZM15 31V32H14ZM105 33H104V32ZM121 31V32H120ZM164 31V32H163ZM211 31V32H210ZM213 31V32H212ZM264 31V30H263ZM12 32V33H11ZM54 32V33H53ZM56 32H57V34H56ZM116 32H119V34H116ZM166 32H167V34H166ZM170 32V33H169ZM210 32V33H209ZM13 33H16V34H13ZM49 34V35H47V34ZM121 33V34H120ZM3 34V35H2ZM173 34H174V36H173ZM261 34V35H260ZM21 36V37H19V36ZM53 35H56V36H53ZM57 35H59V36H57ZM117 35H119V36H117ZM156 35H157V37H156ZM162 35V36H161ZM170 35H172V37L170 36ZM4 36V37H3ZM11 36V37H10ZM18 36V37H17ZM26 36V37H25ZM53 36V37H52ZM61 36V37H60ZM63 36V37H62ZM90 36V37H89ZM103 36H104V38H103ZM159 36V37H158ZM164 36H166V42L164 41V39H165V37ZM203 36H201V38L203 37ZM6 37V38H5ZM14 37H12V38H14ZM119 37V38H118ZM124 37V38H123ZM162 37H164V39L162 38ZM169 37V39H167ZM53 38V39H52ZM57 38V39H56ZM160 38H162L163 39V41H162V39H160ZM172 38V39H171ZM263 38V39H262ZM17 39V40H16ZM30 39V40H29ZM63 39V40H62ZM92 39V40H91ZM106 41H104V40ZM124 39V40H123ZM159 39V40H158ZM59 40V41H58ZM100 40H101V43H100ZM119 40V41H118ZM122 40V41H121ZM168 40H171L170 42H168L167 43V41ZM173 40V41H172ZM175 40V41H174ZM203 40H207V43L206 44H212L211 45V47L212 46H215L216 47V49L217 48H219V49H215L214 50V47H210L209 45H206L205 44V41H204V45H203ZM210 40V41H209ZM91 41V42H90ZM110 41V42H109ZM177 41V42H176ZM92 42L94 43V44H92ZM109 42V43H108ZM161 42V43H160ZM209 42V43H208ZM42 43V41H39L38 43H37V46H39L40 44ZM108 43V44H107ZM132 43V44H131ZM181 45H180V44ZM189 43H191V45H193L194 43V46H193V48H195V50H193V52H194V55H192L191 53V55H189V56H192V57H194V58H192L191 57V59L193 60H189L190 62H191V65H192V63H193V65H194V62H196V64H195V66H194V69L196 70V69H198V68H200L201 66L200 65H202V62H198L197 60H201L202 61V59H203V57L204 56H202V55H205V57H207L208 56V58H210L211 59V61H212V64H216V66H214V67H212V69H213V71L215 72H213L212 71V69H211V75L210 76H206V77H203V78H201V79H199L198 81H196V82H191V83H186V71L187 70H194L193 69V67H190V66H188V64H190V62H188L187 63V58H190V57H187V55H188V53L186 52V51H188L187 49H190L191 48V50H192V47H190L191 45L189 44ZM200 43H202V45L200 44ZM95 44H97V45H95ZM101 44V45H100ZM172 44V48L170 47V45ZM179 44V45H178ZM185 44V45H184ZM187 44H188V46H189V48H187ZM199 44V45H198ZM110 45V46H109ZM201 45V46H200ZM85 46H86V49H85ZM93 46H95V49H94V47ZM102 46V47H101ZM119 46V47H118ZM169 46V47H168ZM173 46H175V47H179V49H174V47ZM180 46H181V50H180ZM183 46V47H182ZM186 46V47H185ZM197 46H199V47H197ZM204 46H205V48H208V50L211 48L212 49V51H211V49H210V51H208V52H206V51H204V50H206L205 48H204ZM16 47V48H15ZM62 47H63V49H62ZM110 47V48H109ZM184 47L185 48H187V49H185L184 51H183V49H184ZM201 47H203V48H201ZM60 48L62 49V51L60 50ZM116 48V49H115ZM117 48L119 49V50H117ZM17 49V50H16ZM112 49V50H111ZM113 49L116 51H113ZM198 50V55H197V57L195 56L197 53H196V51ZM222 49V48H221ZM85 50H88V51H90V57H88V56H85L84 54H83V52L85 51ZM96 50V51H95ZM177 50H179V52L180 51H183L182 53H179L178 54V51ZM190 50V51H191ZM213 50L215 51L214 53H213ZM228 50V52H230V50H233V48H231V49H227ZM19 53H18V52ZM111 51V53H109L110 55H108V52H110ZM120 51V52H119ZM174 51V52H173ZM203 52L204 51V53H202V54H200L199 55V53L200 52ZM217 51H220V53L218 52V53H216ZM41 52V53H42ZM59 53V55H57V54H54V53ZM113 52V53H112ZM209 53V55L207 54L206 55V53ZM25 55H24V54ZM196 53V54H195ZM48 54H50V55H48ZM174 54V55H173ZM178 54V55H177ZM182 54H184V56H183V58H182ZM215 54H218V56L216 55V57L214 56ZM26 55L28 56V57H26ZM60 55H62V56H60ZM65 55H67L66 57H64ZM118 56V57H120V58H122L124 61H125V63H127V61L128 62H131V61H133V60H138V61H140L141 62V67L138 69V70H136V71H129L127 74H126V72L125 73H121V74H116L115 75V73H111L112 75H110V73H107V72H105V71H103V68H104V66L103 65H105V61H107V60H109V59H111L112 57H114V56ZM164 55V56H163ZM186 55V56H185ZM0 56L2 57V55H1V53H0ZM38 56V57H39ZM110 56V57H109ZM173 56V57H172ZM198 56H199V58H198ZM0 57V58H1ZM24 57V58H23ZM41 57H39V58H41ZM59 57H61V58H59ZM63 57L64 58H66L65 60L63 59ZM202 57V59H200ZM213 57H215V58H213ZM53 58V59H52ZM57 58L60 60H57ZM182 58V59H181ZM213 58V59H212ZM25 59V60H24ZM62 59H63V61H62ZM165 59V60H164ZM197 59V60H196ZM24 60V61H23ZM58 61V63H60V66L58 65V63H57V61ZM179 60H182L181 62H184V64L185 63H187V66L189 67V68H187V69H185V68H183V66L184 67H187L186 65H183V66H181L182 68H179L180 67V61ZM213 60H214V62H213ZM2 61V58L0 59V62ZM177 61H179V62H177ZM51 62H55V64L54 63H51ZM199 63V65H198V63ZM49 63V64H48ZM101 63H102V65H101ZM176 63V64H175ZM201 63V64H200ZM52 64V65H51ZM55 66H54V65ZM165 64V65H164ZM168 64V65H167ZM172 64H174L175 65V67H174V65H172ZM48 65H51V66H49L48 67ZM62 65V66H61ZM90 65H91V67H90ZM102 67H101V66ZM177 65V66H176ZM192 65V66H193ZM196 65H198V66H196ZM230 65H232V64H230ZM229 64H228V66L230 67V70L228 69L229 67H227V65H226V67H225V69H223L224 70V72H226L227 71V69L229 70V72L227 73V75L228 76H230V75H232V73L233 74H235L234 73V69H235V67H231ZM164 66H166V67H164ZM169 66H171V67H169ZM232 66H234V65H232ZM48 67V68H47ZM168 67H169V71H168ZM172 67H174V68H172ZM177 67V68H176ZM215 67H217V68H215ZM50 68V69H49ZM192 68V69H191ZM220 68V67H219ZM33 69V70H32ZM35 69V70H34ZM38 69V70H37ZM232 69V70H231ZM27 70L29 71V72H27ZM32 70V71H31ZM219 70H222V68H220ZM218 70V71H219ZM226 70V71H225ZM144 72V73H143ZM244 72V71H243ZM142 73H143V75H142ZM240 73V74H239ZM239 73H236L235 75H233L234 76V78L231 80V79H229L228 80V82H225V83H222V84H220L221 86H223V87H225L226 89H227V87H231V85H232V83H235V82H240V80L244 77V76H246L247 75V73L245 72V73H242V71H240ZM241 73H242V75H241ZM42 74V75H41ZM141 75V76H140ZM171 75H173V76H171ZM239 75V76H238ZM99 76H103L102 78L101 77H99ZM105 76V77H104ZM128 76V77H127ZM169 76V77H168ZM238 76V77H237ZM86 77L88 78V83H85V79H86ZM112 79H110V78ZM126 77V78H125ZM213 79H212V78ZM31 78V79H30ZM104 78V79H103ZM107 78V79H106ZM116 78V79H115ZM137 78H139V79H137ZM173 78V79H172ZM135 79H136V81H135ZM179 79V80H178ZM205 79V80H204ZM208 79V80H207ZM29 82H28V81ZM101 80V81H100ZM113 80H116V83H115V85H116V87L119 89V90H116V88L115 89H113L114 90V92L115 91H117V93L116 94H114L113 92H111V93H113V95H116V97L115 96H113V95H111L113 98H117V100L115 101V103H117V104H113V105H111V104H109V100L112 98L111 96H110V92L109 93H107L105 96H103V97H97L96 98V96L94 97H90V95L89 94H91L92 93V89H93V87H95V86H97L98 85V83H103V84H105V85H107V88H109V87H111V85H112V81ZM137 80H138V82H137ZM182 80V81H181ZM27 81V82H26ZM119 83H118V82ZM184 81V82H183ZM234 81V82H233ZM98 82V83H97ZM131 82H132V84H131ZM133 82H136V83H134V85H133ZM179 82H183V84H184V87H182L181 85H182V83H179ZM108 83V84H107ZM173 83V84H172ZM186 83V84H185ZM195 83H200V84H196V86H195ZM16 84H17V86H16ZM97 84V85H96ZM138 86H137V85ZM180 84V89L179 88H177V85H179ZM23 85H25V86H23ZM32 87V88H34L35 90L38 88L37 86H40L41 88H43L42 90L39 88V92H38V94L36 95V96H34L33 98H32V94H31V92H29V90H30V86ZM35 85V86H34ZM119 85V86H118ZM175 85V86H174ZM189 85V86H193V88H191V87H189L188 86V91L186 90V88H187V86ZM16 86V87H15ZM27 86H29V88H27ZM121 86V87H120ZM159 86H160V88L161 89H159ZM186 86V87H185ZM198 86V87H197ZM141 87V88H140ZM172 87V88H171ZM176 87V88H175ZM17 88V89H16ZM24 88V89H23ZM182 88L184 89V91H185V93L186 94H184V91L183 92H180L179 90H181L182 91ZM194 88H196V89H194ZM4 89H6V90H4ZM172 89V90H171ZM178 90V92L176 91V90ZM229 89V88H228ZM12 90V91H11ZM190 90V91H189ZM196 90V91H195ZM14 91V92H13ZM28 91V92H27ZM40 91H44V92H40ZM167 91V92H166ZM17 92V93H16ZM87 92V93H86ZM177 92V93H176ZM192 92V93H191ZM4 93V94H5ZM39 93H41V94H39ZM89 93V94H88ZM179 93V94H178ZM182 93V94H181ZM187 93L189 94L188 95V97L186 96L187 95ZM28 94V95H27ZM44 94V95H43ZM216 94V95H215ZM218 94V92H215L214 94H213V96H219V95H217ZM39 95V96H38ZM41 95V96H40ZM120 96V97H118V96ZM122 95V96H121ZM182 95H185V96H182ZM15 96V97H14ZM30 96H31V98H30ZM38 96V97H37ZM44 97V98H43ZM85 97H87V100H85L84 98ZM185 97V98H184ZM191 97V98H190ZM192 97H194V98H192ZM28 98H30V100L28 99ZM41 98V99H40ZM43 98V99H42ZM94 98H96V99H98V98H100V100H96V99H94ZM119 98V99H118ZM120 98H123V100L125 101H120V102H123V103H120V102H118L119 100H120ZM187 98V99H186ZM190 98V99H189ZM38 99H40V100H38ZM45 99V100H44ZM126 99V100H125ZM170 99V100H169ZM29 100V101H28ZM32 100H34V101H32ZM37 100H38V104H37ZM43 100H44V103H43ZM36 101V102H35ZM39 101H40V103H39ZM45 101H46V103H45ZM166 101V102H165ZM172 101V102H171ZM197 101V100H196ZM17 102V103H16ZM195 102V103H194ZM43 103V105H41ZM85 103H87L88 105H90V111L92 112V113H94V114H90V115H88V116H84V117H82L81 119H80V121H79V123L77 124L74 120H73V118L70 116V112H69V110L70 109H74V108H76L77 106H79V105H83V104H85ZM170 103H172V104H170ZM173 103H174V106H172L173 105ZM192 103H194V104H192ZM18 104V105H17ZM21 104V105H20ZM23 104V105H22ZM27 104V106L29 107V110H28V107L27 106H25ZM40 104V105H39ZM47 104V105H46ZM120 104V105H119ZM159 104V105H158ZM187 104V105H188ZM228 103L226 102V104H225V102L224 103H218V105H216V107H215V109H214V112L208 117V115H204L203 117H201V119L199 118L198 120H199V123H198V121H192V122H190V123H188V125H186V127L185 128H188L187 130H188V132H187V136L186 137H188L187 139H190V140H192L194 137H195V135L197 134L199 137H201V136H203V134H205V131L204 130H202V127H203V123L205 122V119H208V120H216V119H218V118H223V117H226V116H229L230 115V113L231 112H233V111H235V107H233L231 104H228ZM19 105H20V107H19ZM31 105V106H30ZM33 105L36 107V105H38L37 106V108H35V107H33ZM66 105H68L69 107L67 108L66 107ZM73 105V106H72ZM106 105V106H105ZM110 105L112 106V107H110ZM116 105V106H115ZM118 105V106H117ZM175 105H177V106H175ZM221 105L222 106H225V107H222L221 108ZM42 107V106H47V108L45 107H42V109H39L38 107ZM70 106H71V108H70ZM135 106V107H134ZM163 106V107H162ZM169 106V108H167ZM172 106V107H171ZM220 106V107H219ZM33 107V108H32ZM40 107V108H41ZM134 107V108H133ZM141 109H144V112L147 114V117H146V120H141L142 121V125H144L145 126V124H146V126L144 127V126H142L139 122H140V120H138L137 119V117H138V112H136L137 110L139 111L140 110V108ZM164 107H166L165 109H167V110H163V108ZM189 106H187V108H188ZM32 108V109H31ZM35 108V109H34ZM44 108V109H43ZM111 108V109H110ZM138 108V109H137ZM159 109L160 110V112L159 113H157V112H153L154 114H152L151 112H152V109ZM217 108H219V109H217ZM222 109V111H221V109ZM17 109V110H16ZM20 109V110H19ZM37 109V110H36ZM134 109H135V111H134ZM137 109V110H136ZM33 110H35V111H33ZM46 110V111H45ZM112 110V111H111ZM171 110V111H170ZM18 111H19V113H18ZM24 111H26V112H24ZM31 111H33V113L31 112ZM38 111H40L38 114H37V112ZM130 111V112H129ZM149 111V112H148ZM164 111V112H163ZM220 111V112H219ZM42 112H43V114H42ZM134 112V113H133ZM166 112V113H165ZM176 112V113H175ZM230 112V113H229ZM219 113V114H218ZM221 113V114H220ZM17 114V115H16ZM20 114H22V115H20ZM28 114V115H27ZM30 114H31V116H30ZM36 114V115H35ZM134 114V115H133ZM137 114V116H135ZM150 114V115H149ZM24 115H25V117H24ZM32 115H33V117H32ZM60 115H61V118H60ZM148 115H149V117H148ZM220 115V116H219ZM5 116H9L8 118L7 117H5ZM13 116V117H12ZM23 116V117H22ZM27 116V117H26ZM63 116V117H62ZM3 117V118H2ZM5 117V118H4ZM12 117V118H11ZM17 117H19V118H17ZM35 117V118H34ZM133 117V118H132ZM13 118H14V120H13ZM24 120H23V119ZM31 118V119H30ZM33 118V119H32ZM54 118H56V119H54ZM5 119V120H4ZM12 119V120H11ZM39 119V120H38ZM150 119V120H149ZM0 120V121H1ZM10 120V121H9ZM17 120V121H16ZM38 120V121H37ZM52 120V121H51ZM60 120H62V121H60ZM138 120V121H137ZM15 123H14V122ZM37 121V122H36ZM147 121H150V122H147ZM204 121V122H203ZM2 122V121H1ZM0 122V126H3V124H5L4 122L3 123H1ZM13 122V123H12ZM19 122H21L22 123V125H21V123H20V125H18L19 124ZM24 122V123H23ZM25 122H26V124H25ZM36 122V123H35ZM54 122V123H53ZM59 122H62V124H64V125H62L61 123L59 124ZM136 124H135V123ZM197 122V123H196ZM52 123V124H51ZM117 123V124H116ZM133 123V124H132ZM144 123V124H143ZM169 123V124H168ZM17 124V125H16ZM53 124H55V125H53ZM134 124H135V127L137 128H135L134 127ZM27 125V126H26ZM50 125H51V127H52V125H53V127L52 128H54L53 130H51L52 128L50 127ZM118 125V126H117ZM130 125V126H129ZM139 125H140V127H139ZM120 126L122 127V129L120 128ZM135 128H133V127ZM187 126H189V127H187ZM4 127V126H3ZM6 127H4V128H6ZM35 127V128H34ZM37 127L39 128V129H37ZM64 127V128H63ZM125 127H126V130H125ZM147 127V128H146ZM43 128V129H42ZM68 130H66V129ZM117 128V129H116ZM129 128V129H128ZM143 128V129H142ZM151 130H150V129ZM7 129V128H6ZM13 129V128H12ZM22 129H25L24 131H21ZM35 129H37V130H35ZM57 129H58V131H57ZM65 129V130H64ZM84 129H86L87 131L85 132V131H83ZM111 129V130H110ZM142 129V130H141ZM195 129H197V131L195 130ZM17 130V131H16ZM47 130V131H46ZM51 130V132L49 133L48 131H50ZM55 130V131H54ZM132 130V131H131ZM139 130V131H138ZM155 130L157 131V134H156V132H155ZM198 130H202V131H198ZM15 131H16V133H15ZM26 131V132H25ZM35 131H36V133H35ZM39 131V132H38ZM54 132V134H53V137H55L56 135H55V133H58V136H62V135H60V134H63V137L64 138H59V137H57V138H59V140L61 141L62 140V142H63V146L64 147H62V145H60L61 147H59L58 146V148H60V149H55L56 151H54L53 149V147H51V138H49L48 136H50L51 137V135H52V133ZM57 131V132H56ZM59 131L60 132H64V133H59ZM112 131H113V133H112ZM130 133H129V132ZM136 131V132H135ZM151 131V132H150ZM19 134H18V133ZM25 132V133H24ZM42 132V133H41ZM44 132V133H43ZM68 133V135H69V137H70V139H71V137H72V139L70 140L68 137H66V136H68L67 134H65V133ZM71 134H70V133ZM110 132H111V136H110ZM121 132L123 133V135L121 134ZM126 132V133H125ZM139 134H138V133ZM142 132V133H141ZM145 132H146V136L144 135L145 134ZM148 132H149V134H148ZM197 132H200V133H197ZM46 133V134H45ZM47 133H49L48 135H47ZM116 133H118V134H116ZM136 133V134H135ZM151 133V134H150ZM153 133H155V135L153 134ZM19 136H18V135ZM21 134L23 135V136H21ZM25 134V135H24ZM39 134L40 135H42V134H44V135H42V136H39ZM51 134V135H50ZM74 135L75 137H77L76 139L78 140L77 142H80V140H81V142H80V144L79 145H75L74 143H76V139L74 138V136H71V135ZM121 134V135H120ZM129 134V135H128ZM27 135V136H26ZM65 135V136H64ZM137 135V136H136ZM193 135V136H192ZM21 136V137H20ZM29 136V137H28ZM48 137V138H45V137ZM99 136V137H98ZM126 136V137H125ZM135 138L134 140H133V137ZM144 136V137H143ZM153 136V137H152ZM190 136V137H189ZM23 137V138H22ZM40 137L42 138L43 137V139H40ZM66 137V138H65ZM112 137V138H111ZM114 137V138H113ZM117 137H118V139H117ZM125 139H124V138ZM129 137V138H128ZM137 137V138H136ZM23 139H25L27 142L29 141V143H26L25 144V140H23ZM47 139V140H46ZM51 139V140H50ZM64 139V140H63ZM66 139H68L69 140V142H68V140H66ZM130 139V140H129ZM46 141V142H44V141ZM50 140V141H49ZM67 141V143H65L66 141ZM73 140H74V142H73ZM83 140V141H82ZM119 140V141H118ZM22 141H24V142H22ZM40 141V142H39ZM48 141V142H47ZM110 141V142H109ZM115 141V142H114ZM138 141V142H137ZM253 141V140H252ZM62 142H60V143H62ZM71 142H73V143H71ZM83 142H84V144H83ZM113 142L116 144V145H114L113 144ZM117 142V143H116ZM122 142V143H121ZM235 141H233V143L232 142H229V144L228 143H225L224 144V146H223V149H220V148H218L216 151H215V153L216 154H214V156H215V158H214V160H215V162H216V172L218 173V174H223V175H227V174H230L232 171H233V168L235 167V160L233 161V159L236 157V155H234L235 157L233 158H231V156L230 155H233V153H235L236 151H235V148H234V143ZM25 144V145H23V144ZM34 143V144H33ZM108 143V144H107ZM126 143V144H125ZM11 144V145H12ZM38 144V145H37ZM49 144V148H48V145ZM70 144H71V147H72V149H70ZM78 144V143H77ZM87 144V145H86ZM91 144V145H90ZM121 144V145H120ZM122 144H123V146H122ZM124 144L126 145V146H124ZM228 144V145H227ZM10 145V146H11ZM17 145V146H16ZM23 145V148L21 147ZM29 145V146H28ZM67 147H66V146ZM83 146V147H81V146ZM106 145V146H105ZM110 145V146H109ZM128 145H129V147H128ZM132 145V146H131ZM38 146V147H37ZM47 146V147H46ZM261 146H263L262 144H260V147H259V144H257V145H255L254 146V148H253V150H255V151H253V152H256L257 150H260L262 147ZM30 147V148H29ZM106 147V148H105ZM116 147V148H115ZM121 147V148H120ZM132 147V148H133ZM236 147V146H235ZM28 148V149H27ZM32 148H35L34 150L32 149ZM38 148V149H37ZM50 148H52V149H50ZM61 148H62V150H61ZM68 148V149H67ZM75 148H77V149H75ZM89 148V149H88ZM96 148H98V149H96ZM103 148V149H102ZM110 148V149H109ZM119 148V149H118ZM123 148V149H122ZM145 148H147V147H145V146H143V149H145ZM221 148H222V146H221ZM20 149V150H19ZM44 149V150H43ZM72 150V151H70V150ZM96 149V150H95ZM101 149H102V151H106L104 154H106V156H104V154H103V156L101 157V154H100V152L101 153H103L102 151H101ZM107 149V150H106ZM142 149V148H141ZM225 149V150H224ZM227 149V150H226ZM19 150V151H18ZM23 150V151H22ZM30 150V151H29ZM88 150H90V151H88ZM98 150H100L99 152H98ZM221 150V151H220ZM235 152H234V151ZM27 151V152H26ZM33 151V152H32ZM35 151V152H34ZM44 151V153H42ZM47 151V152H46ZM53 151V152H52ZM68 151L70 152V153H68ZM74 151H76V153L78 154V156L80 157V159L82 158L81 156L83 155L84 157H89V158H91L92 156H94L95 157V155L97 156V153H98V155L101 157V158H99V156H97L96 158H98V159H96V158H94V157H92L91 159H92V161L91 160H84L85 158L83 157L82 159L83 160H80L79 161V159H76V158H78L77 156H76V158L75 157H73L72 156V152H74ZM141 151V150H140ZM218 151H220V152H218ZM223 151V152H222ZM230 151H232V152H230ZM30 152L32 153V154H30ZM49 152L50 153H54V154H49ZM57 152V153H56ZM83 152V153H82ZM86 152V153H85ZM91 152V153H90ZM96 152V153H95ZM110 152V153H109ZM121 152V153H120ZM232 153V154H230V153ZM24 153V154H23ZM27 153V155L25 156V154ZM38 154L37 155V157L38 158H43V157H45V156H47V154H48V156L47 157H45V158H43V159H40L41 161L42 160H44L45 159V161H48V162H43V166H44V164H45V166H44V169L43 170H41V173L40 172H38L37 174H35V175H33V176H26V177H23V178H26L25 179V181L23 182L22 180H24L23 178H21V180H20V178H18L19 176H20V174H23V173H26L25 171L23 172V170H26V171H28V169H29V167H31V166H34L35 167V165L34 164H38V165H36V168L37 167H39V162H41L38 158H36V155H34V157H32L31 155H33V154ZM45 153H47V154H45ZM66 153H68V154H66ZM82 153V155H79V154H81ZM95 153V154H94ZM120 153V154H119ZM217 153H218V155H217ZM139 154V153H138ZM229 154V155H228ZM236 154V153H235ZM23 155V156H22ZM45 155V156H44ZM70 155V156H69ZM91 155V156H90ZM113 155V156H112ZM52 156V157H51ZM137 156H138V158H137ZM217 156H218V158H217ZM222 156V157H221ZM51 157V158H50ZM71 157V158H70ZM88 157H87V159H88ZM104 157V158H103ZM115 157V158H114ZM23 158H24V160L27 158V160H25V162H24V160H23ZM30 158V159H29ZM33 158H36L35 160H37V161H35ZM46 158H48V160L46 159ZM64 158V159H63ZM75 159V161H74V159ZM93 158H94V160H93ZM225 158V159H224ZM232 160H231V159ZM32 159L35 161V162H32ZM71 159H73V160H71ZM100 159V160H99ZM137 159V160H136ZM228 159H230V160H228ZM23 160V161H22ZM61 160H59V161H57V162H55L56 160H53L52 162H55V163H61ZM76 160H78V161H76ZM70 161H72L71 163H70ZM77 162V164H79V165H75L76 163H74V162ZM88 161H91L90 162V164H88L87 165V163H88ZM125 161H123V164L125 163ZM130 160H128L126 163H128ZM220 161V162H219ZM17 162V163H16ZM27 162H29V163H31L32 162V165H30V166H26L27 164H29V163H27ZM50 162V163H49ZM67 162V163H66ZM79 162V163H78ZM110 162V163H109ZM119 163V165H118V163ZM132 161H130V163L132 164L133 163ZM229 162V163H228ZM234 162V163H233ZM27 163V164H26ZM49 165H48V164ZM74 163V164H73ZM109 163V164H108ZM117 163V164H116ZM137 163V164H136ZM21 164V165H20ZM97 164V165H96ZM103 164V165H102ZM113 164V165H112ZM116 164V166L115 167H113L114 165ZM121 164V165H120ZM220 164V166H218ZM229 164V165H228ZM51 165H53L52 163H51ZM50 165V166H51ZM86 165V166H85ZM111 165V166H110ZM250 165V164H249ZM23 166V167H22ZM26 166V167H25ZM20 169H18V168ZM85 167V168H84ZM109 167H111L112 169H114L116 172H117V174L115 173V171L114 170H112L111 168L109 169ZM219 167V168H218ZM23 168V169H22ZM104 169V170H102L100 173H98V174H94V171L96 170V169ZM116 168V169H115ZM17 169H18V172H17ZM21 169H22V171H21ZM107 169V170H106ZM13 170H15L14 172H13ZM46 170H48V171H46ZM232 170V171H231ZM20 171V172H19ZM50 171H51V173H50ZM113 172V173H112ZM226 172V173H225ZM17 175H16V174ZM42 175L41 177H40V174ZM57 173H59L60 174V177L62 176H65L66 175V172L64 173H62V172H60V171H57ZM62 173V174H61ZM111 173V174H110ZM158 174V176H157V174ZM155 174L156 175H154L153 174V176L151 177H149V179L148 180H146L148 183V185H149V187H154V188H156V189H160V190H162L164 187H165V180H162V178H163V175L160 173V172H156ZM13 174H15V175H13ZM39 174V178L37 179V175ZM49 174H48V177H46V178H50L51 176H49ZM160 174V175H159ZM3 175V176H4ZM13 175V176H12ZM115 175V176H114ZM8 176H10V177H8ZM12 176V177H11ZM15 176H16V179L18 180V181H22V182H18L16 179H14L15 178ZM34 176H36V178L34 177ZM58 176V175H57ZM111 176V177H110ZM154 176H156V177H154ZM105 179H104V178ZM7 178H8V180H7ZM9 178H12V179H10L9 180ZM172 178V180H173V177H171ZM171 178L169 179L170 181H171ZM93 179V180H92ZM138 179L139 180H141V177H136L135 178V180L134 181H136V182H140V181H138ZM161 179V180H160ZM4 180V181H3ZM96 180H98V181H96ZM157 180V181H156ZM169 180H167V181H169ZM8 181V182H7ZM11 181V182H10ZM33 181V182H32ZM145 180H144V182H146ZM159 181H161V182H163L164 184H162L161 185V182H159ZM230 181H232V180H230ZM14 182V183H13ZM15 182H16V184H15ZM18 182V183H17ZM35 182H41L40 183V185L38 186V188L37 187H32L34 184L33 183H35ZM159 182V183H158ZM87 184V181L86 182H84V184ZM120 183H123V185H120ZM235 183L236 182H231L230 184H229V191H227V193H225V197H226V199L230 202V203H233V204H235V206H236V204H238V203H240V205L238 204L235 208H233V210H235L234 211V213L236 212V214L237 215H239V216H241V218L242 219H249L251 216H253L254 215V224H256V226H255V228H257L258 227V225H259V228L256 230L254 227V230H253V232L255 231V234L252 232V235H250V237L252 238V239H255V242H257L258 241V243H262L263 241H264V217H263V215H262V213L260 212L261 210H259V209H262V211H264V201H263V203H261L260 201V203L258 202L257 203V201L258 200H254V201H244V199H237L238 198V196H240V194L243 192V188H241V189H239L238 190V186H235ZM12 184H15V185H12ZM232 184V185H231ZM234 184V185H233ZM237 184V183H236ZM32 185V186H31ZM82 186H83V184H81ZM22 186V187H21ZM45 186H47V188H43V187H45ZM161 186V187H160ZM205 186H207L205 189H204V187L203 186H201V187H199V189H202V187H203V189L202 190H204V191H209V190H211L213 187H212V185H205ZM13 187H15V188H13ZM121 187V188H120ZM13 188V189H12ZM23 189V191L21 190V189ZM38 190V191H36V189ZM42 188V189H41ZM50 188V189H49ZM53 188V189H52ZM98 188V189H97ZM99 188H101V186L100 185H97L95 188H94V192L96 191V193L97 192H99L100 191V189ZM112 188H111V190H110V193H109V200L111 199V197L112 198H114L115 197V195H118V193H120V191L118 190V189H116L117 191H113L112 190ZM29 189H30V191H29ZM11 190H12V192H14V193H12L11 192ZM24 190H25V192H24ZM34 190H35V193H34ZM48 190H50V192L48 191ZM55 190V191H54ZM99 190V191H98ZM8 191V192H7ZM22 191V192H21ZM26 192L28 193V192H30L29 194H26ZM55 192V193H54ZM20 193V194H19ZM21 193H22V195H21ZM47 193V194H46ZM54 193V194H53ZM116 193V194H115ZM11 194V195H10ZM12 194H14V196L12 195ZM41 194V195H40ZM52 195V197H51V195ZM56 194V195H55ZM113 194H115V195H113ZM19 195V196H18ZM32 195H35V196H39L40 195V197H31ZM113 195V196H112ZM10 196V197H9ZM46 196V197H45ZM65 197L67 196L66 194L64 195ZM63 196V197H64ZM144 196H145V194L143 195V194H139V195H137L134 199H133V201L132 202H130V203H128L129 205L130 204H133V203H137V204H141L142 203V201H143V198H144ZM165 196H167L166 198H168V204L169 205H174L173 203H176L177 205V207L180 205L179 204V202L182 204V206L179 208H176V211L175 212H173V213H175L176 214V216H175V214H172V215H170L169 217H171L170 219H168L169 221H167V220H165V221H167L166 223H165V221L162 223V226H159L160 227V229L157 231V232H155V233H153V235H151L152 233H151V231H147V235H148V237L150 238L151 236V238H152V240H154L157 236H159V235H162V232H159V231H163L162 229H163V227H164V229H166L165 231H164V235L168 238V240L170 239V242H169V244H171V247H172V249H170V251H175V253H177L178 255H180L181 257H185V259H193V263L194 264H220V262L221 263H223V264H226V263H224V260H218L219 259V257H217L218 256V254L217 253H219L220 251L222 252V253H225V255H230V250H232L233 249V247H234V249L232 250V254H234L235 255V257H236V261L237 262H241L242 264H244V262H245V264H246V262H247V264H254V262H256L257 264H258V262L257 261H251L250 263H248V261H250L251 259L253 260V256L251 255L252 253H249V254H245L244 252H242L243 251V243L241 242V243H238V244H240V245H237V244H235V245H233V246H230L231 248L229 249V247L227 248L226 246H225V244H224V246L222 245L221 247L223 248V247H226V249H228V250H225L224 248H223V250H222V248H221V250H220V248L218 247V245H220V244H218L217 245V243L218 242H214L213 240L214 239H212V236H211V234L212 233H214V230H216V229H214L213 230V228H216V227H214V226H211L210 224H209V222L210 221H208V223L207 224H209V225H207V226H205V224H206V221L207 220H209L210 218L208 217V216H205V217H208V219L207 218H205L204 217V215H203V217L202 216H199L198 215V213H196L198 210H199V208H201V206H203V203H199V202H195V203H184L185 201L184 200H179V202L178 201H176L175 199H173V194H167V195H165ZM165 196H164V199H165ZM235 196V197H234ZM50 197V198H49ZM21 198V199H20ZM27 198H31V199H27ZM35 198H37V199H35ZM60 198V197H59ZM13 199H15V200H13ZM17 199V200H16ZM20 201H19V200ZM32 199H34L33 201H32ZM38 200V201H37ZM48 200V201H49ZM164 201V200H163ZM166 201V200H165ZM164 201V203L166 204L167 203V201L165 202ZM174 201V202H173ZM176 201V202H175ZM249 202V203H248ZM256 202V203H255ZM97 203V205H96V207H99L100 206V203H98V202H95L93 205H95ZM109 204H110V202H108ZM106 204V209H107V214H112V215H120V214H123L121 211H120V208L121 207H116L115 205L116 204H114V203H112L111 205H109V204ZM248 203V205H246V204ZM156 203H153V207H156L157 205H155ZM168 205V206H169ZM255 206L256 207V211H255V213L254 214H251L252 212L250 211V207L251 206ZM118 206V205H117ZM121 206V205H120ZM250 206V207H249ZM246 207H248V208H246ZM43 208H45V207H43ZM42 208V210H44ZM116 208V209H115ZM174 208H175V206H174ZM188 208V209H187ZM171 209H172V207H171ZM181 209H183L182 211H181ZM191 209H193L194 211H196V212H191V211H193V210H191ZM175 210V209H174ZM173 210V211H174ZM186 210H187V213H184V212H186ZM40 211H41V208H40ZM114 211V212H113ZM189 211V212H188ZM258 211L261 213V214H259L260 216L262 215V217H260V216H258L257 217V215H258ZM54 212V211H53ZM111 212V213H110ZM113 212V213H112ZM120 213V214H117V213ZM181 213V216H180V213ZM241 212V213H240ZM192 213H193V215H192ZM197 215H196V214ZM52 214H55V213H48V215H51L52 216ZM183 214V215H182ZM187 216H186V215ZM195 214V215H194ZM263 214H264V212H263ZM47 215V214H46ZM48 215L47 216H44V217H46L45 219L48 221L49 220V218H48ZM177 215L179 216V218H177ZM192 215V216H191ZM243 215H245V216H243ZM55 216H56V214H55ZM198 218H197V217ZM50 217V216H49ZM53 217H54V215H53ZM169 217H166V218H169ZM191 217V218H190ZM201 217H202V219H201ZM172 218H174V219H172ZM205 219V221H204V219ZM45 219H43V221L45 220ZM52 219V217L50 218V220ZM85 219H86V217H85ZM207 219V220H206ZM260 219H263L262 221L260 220ZM49 220V221H50ZM177 222H176V221ZM258 220H260L261 222H262V225L260 226V224L261 223H259L258 224ZM4 221H6V219L4 220ZM198 221V222H197ZM204 222L203 224L202 223H200L199 224V222ZM45 222V221H44ZM170 222V223H169ZM196 222V223H195ZM255 222H257V223H255ZM61 224H63L62 222H61ZM165 224V225H164ZM55 225H57V226H55L54 227V229L56 228V227H60L59 225V223L57 224H55ZM167 225V226H166ZM169 226V227H168ZM210 228H209V227ZM65 226H64V224L60 227V229H63ZM207 228H209V229H207ZM252 228V229H253ZM57 229V228H56ZM170 229V230H169ZM251 229V230H252ZM217 230H219L218 228H217ZM260 230V231H259ZM213 231V232H212ZM154 232V231H153ZM166 232V233H165ZM212 232V233H211ZM216 232H218V231H216ZM157 233H159V235H157V236H155ZM161 233V234H160ZM155 234V235H154ZM254 234V235H253ZM190 235V236H189ZM154 236H155V238H154ZM209 236H211L210 238H209ZM126 239H128V240H126V239H124V238H122V240H125L124 242L125 243H127V244H131V242L133 243L134 241H133V239H130L131 237H125ZM158 238V237H157ZM130 239V240H129ZM203 239V240H202ZM208 239V240H207ZM257 239V240H256ZM204 240L206 241V242H204ZM194 241V242H193ZM212 242V243H214V244H212V245H214L215 246V244L217 245V246H212L211 244H207V243H209V242ZM123 241H122V243L123 244H125ZM46 243H50V242H45L44 241V243L43 244H46ZM172 243H173V245H172ZM203 243H206L205 245H203ZM264 243V242H263ZM168 244V246H167V248H171L170 247V245ZM198 245H200L201 247H199ZM239 246V247H235V246ZM207 246H208V248H207ZM210 246H211V248H210ZM204 247V248H203ZM214 247V248H213ZM218 247V248H217ZM240 248V249H239ZM218 250V251H217ZM237 251V252H234V251ZM238 250H240L241 252H239ZM259 251H263L262 249H258ZM257 250V251H258ZM23 251V252H22ZM25 251H27L26 249H21V253H27V252H25ZM207 251V252H206ZM225 251V252H224ZM228 252V254H227V252ZM256 251V252H257ZM258 251V254H261V252H259ZM97 252H102L100 249H98L97 250ZM238 252L240 253V254H238ZM255 252V253H256ZM211 253H213V255L211 254ZM221 253V254H222ZM242 253H244V254H242ZM210 254V255H209ZM217 254V255H216ZM220 254V253H219ZM206 255V256H205ZM254 255V254H253ZM257 254H255V256H256ZM209 256V257H208ZM211 256V257H210ZM215 256L218 258L217 260H216V258H215ZM250 256H252V257H250ZM249 257L251 258V259H249ZM213 258H214V260H213ZM245 258V259H244ZM247 258V259H246ZM206 259V260H205ZM205 260V261H204ZM244 260V261H243ZM209 261V262H208ZM216 263H215V262ZM217 261H219V263L217 262ZM253 262V263H252ZM255 263V264H256Z\"/></svg>","mask_w":264,"mask_h":264},{"label":"snow or ice","instance_id":"snow-or-ice-1","mask_svg":"<svg viewBox=\"0 0 264 264\" xmlns=\"http://www.w3.org/2000/svg\"><path fill=\"white\" fill-rule=\"evenodd\" d=\"M85 49H86V46H85ZM83 54L85 56H88L90 57V51L88 50H85L83 52ZM116 65V62L115 60H110V61H107L104 65V68H103V71L105 72H113V71H119V69L115 66ZM91 67V65H90ZM85 83H88V78L86 77L85 79ZM107 88V85L103 84V83H98V85L96 86V89H95V92L92 93V95L95 97L96 93L98 92H103L105 91ZM85 100H87V97L84 98ZM70 112V116L73 118V120L78 124L80 119L84 116H88L90 114H94L90 111V105H88L87 103L83 104V105H79L77 106L76 108L74 109H70L69 110ZM83 131H87L86 129H84ZM254 180L255 177L252 176V175H249L247 177H241L240 180H241V183H243V180ZM261 181H264V176L261 177Z\"/></svg>","mask_w":264,"mask_h":264}]
</instances>
